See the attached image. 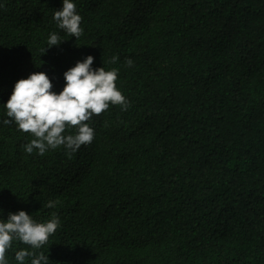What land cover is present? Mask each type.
I'll return each instance as SVG.
<instances>
[{
  "label": "trees",
  "instance_id": "obj_1",
  "mask_svg": "<svg viewBox=\"0 0 264 264\" xmlns=\"http://www.w3.org/2000/svg\"><path fill=\"white\" fill-rule=\"evenodd\" d=\"M0 264H264V0H0Z\"/></svg>",
  "mask_w": 264,
  "mask_h": 264
}]
</instances>
